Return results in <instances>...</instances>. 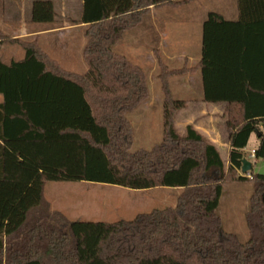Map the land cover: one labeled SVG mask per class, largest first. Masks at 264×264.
Wrapping results in <instances>:
<instances>
[{
  "label": "trees",
  "instance_id": "trees-1",
  "mask_svg": "<svg viewBox=\"0 0 264 264\" xmlns=\"http://www.w3.org/2000/svg\"><path fill=\"white\" fill-rule=\"evenodd\" d=\"M192 0H83L88 71L65 70L38 38H9L25 58L0 59V264H264V173H241L244 150L259 135L264 162V0H237L238 19L210 13L201 60L170 69L158 56L164 95L163 141L133 152L129 115L151 96L144 69L114 50L151 7ZM53 2L35 1V23L56 20ZM200 72L207 103H227L229 165L194 126L181 133L171 79ZM253 166V165H252ZM253 170V167H252ZM251 181L255 190L243 243L222 228L223 185ZM51 182H85L130 190L180 189L175 207L118 222H68L51 209Z\"/></svg>",
  "mask_w": 264,
  "mask_h": 264
},
{
  "label": "rangeland",
  "instance_id": "rangeland-1",
  "mask_svg": "<svg viewBox=\"0 0 264 264\" xmlns=\"http://www.w3.org/2000/svg\"><path fill=\"white\" fill-rule=\"evenodd\" d=\"M35 1L53 2L57 15L53 23L33 22L32 7ZM82 9V0H0V30L7 37L13 38L22 29L31 32L59 27L64 22L80 21ZM214 11L221 12L227 19H237V0H195L180 9L167 8L162 19L157 16L152 20L150 16H146L137 29L127 32L123 40L115 46L116 52L142 67L149 78L150 99L147 104L129 115L135 137L133 152L153 149L163 141L164 136V95L159 79L160 69L156 63L158 58L152 55L153 62L148 56L154 50H162L165 54L164 62L170 69L183 68L186 65L185 58H192L188 62L190 67L197 64V59L201 56L203 31L197 23L201 20L203 23L207 19V13ZM85 31L86 29L81 28L64 33L48 32L40 37V44L53 60H59L67 70L84 74L88 71L83 57L87 42ZM7 52L15 59L25 55L20 46L5 45L3 61L7 60ZM189 77L171 79V89L176 100L202 97L201 73L191 76L194 80L192 84L188 82ZM150 101L152 105H149ZM176 127L180 132L184 131L180 122L178 124L176 121ZM253 148L254 141L251 140L247 156H250ZM223 157L226 160V155ZM251 162L252 172L264 173L263 161ZM254 190L255 186L251 181L225 183L219 202L218 214L222 219L223 230L236 235L243 243L251 239L247 216ZM180 193V189L174 188L130 190L85 182H51L45 188V199L51 209L61 213L68 222L113 223L133 220L142 213L175 207Z\"/></svg>",
  "mask_w": 264,
  "mask_h": 264
},
{
  "label": "crops",
  "instance_id": "crops-1",
  "mask_svg": "<svg viewBox=\"0 0 264 264\" xmlns=\"http://www.w3.org/2000/svg\"><path fill=\"white\" fill-rule=\"evenodd\" d=\"M193 1H195V0H192L190 3H187V4L179 6V7H172V6L151 7L149 13L146 16H150L152 20H155V18L157 16L158 17L161 16L160 18L162 19V17L164 16L163 12L167 8L180 9L183 6H187V5L191 4ZM82 5H83V0H82ZM210 13L221 14L225 19H227L221 12H218V11L217 12L216 11L209 12V13H207L206 16L208 17V15ZM238 16H239V14H238ZM237 19H227V20L235 21ZM80 22H81V19H80V21L73 20V23L64 22V24L60 25L59 27L56 26V27H53L51 29H47V30H43V31L34 30L31 32H27L26 29H22V31L18 35H15L13 38H21V39H26V40H34L35 38H38L40 41V37L42 35H45V33H48V32L64 33L65 31H71L74 29H81V28L86 29L87 26L80 24ZM204 22L205 21H203V23H202V20H201V21H199V24L197 23L199 28L200 27L203 28ZM202 38H203V31H202ZM5 45H8V44L2 45L1 52H0V59L2 60L3 63L9 65L14 61H20V60L25 58V55H24V57H19L18 59H15L10 54V52H7L6 53L7 60L3 61L2 54L4 52ZM166 48H169V46ZM201 50H202V45H201ZM150 54L151 55L148 56L150 61L154 62V58L152 55H154L157 58H158V56H160L164 60L163 57L165 56V54H163L162 50H160V49L154 50ZM185 60H186V64L189 66V63L191 62L192 58L191 59L185 58ZM197 60H198V62H197V64H198L201 60V56ZM57 61L60 62L59 60H57ZM156 63L158 64L157 61H156ZM197 64H195L194 66H196ZM61 66L65 70H67L62 65V63H61ZM67 71H69V70H67ZM69 72H72V71H69ZM72 73H76V72H72ZM197 73H199V72H197ZM197 73H195V74H197ZM76 74H80V73H76ZM195 74H189L186 76V77L190 76L189 78H187L188 82L190 84H192L194 81L191 76H193ZM204 96L205 95H204V86H203V95L201 98L200 97L199 98L192 97V98H189L187 100H184V102L186 103V107L184 109H182L177 114L176 121L178 122V124H179V122L182 124V126L184 127V131H185L187 126H189V125L194 126L202 135H204L207 139H209L217 147V149L219 150V152L221 154V157L223 159L225 166H228L229 165V154H230V150H231L229 130L227 127L228 117H227L226 111H225L228 104L227 103H207L205 101ZM3 102H4V97H3V95L0 94V105L3 104ZM147 102L145 104H147ZM152 104L153 103L150 101L149 105H152ZM184 131L181 133H184ZM251 140L254 141V148L251 151V153H252L260 145L259 135L254 133L250 138V142H251ZM250 142H249V145H250ZM249 145H248V147H249ZM248 147L244 150V152L246 154H248V151H247ZM251 153H249V155H251ZM224 155H226V160L223 157Z\"/></svg>",
  "mask_w": 264,
  "mask_h": 264
},
{
  "label": "water",
  "instance_id": "water-1",
  "mask_svg": "<svg viewBox=\"0 0 264 264\" xmlns=\"http://www.w3.org/2000/svg\"><path fill=\"white\" fill-rule=\"evenodd\" d=\"M242 169H241V173L243 175L249 174L252 171V162L248 159V158H244L242 160Z\"/></svg>",
  "mask_w": 264,
  "mask_h": 264
},
{
  "label": "built area",
  "instance_id": "built-area-1",
  "mask_svg": "<svg viewBox=\"0 0 264 264\" xmlns=\"http://www.w3.org/2000/svg\"><path fill=\"white\" fill-rule=\"evenodd\" d=\"M255 151H253L252 153H251V155L248 157V159L251 161V160H253L254 158H255Z\"/></svg>",
  "mask_w": 264,
  "mask_h": 264
}]
</instances>
